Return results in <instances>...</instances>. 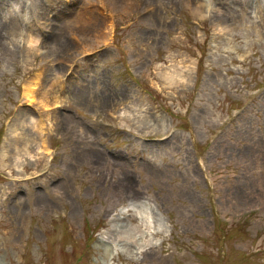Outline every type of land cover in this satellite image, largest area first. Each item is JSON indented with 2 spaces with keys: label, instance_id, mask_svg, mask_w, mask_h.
<instances>
[{
  "label": "rangeland",
  "instance_id": "rangeland-1",
  "mask_svg": "<svg viewBox=\"0 0 264 264\" xmlns=\"http://www.w3.org/2000/svg\"><path fill=\"white\" fill-rule=\"evenodd\" d=\"M1 10L0 264H264V0Z\"/></svg>",
  "mask_w": 264,
  "mask_h": 264
},
{
  "label": "bare ground",
  "instance_id": "bare-ground-1",
  "mask_svg": "<svg viewBox=\"0 0 264 264\" xmlns=\"http://www.w3.org/2000/svg\"><path fill=\"white\" fill-rule=\"evenodd\" d=\"M0 15H2V16H7V14H6V12H4L3 10H1L0 11ZM21 32V31H20ZM28 36V44H30V43H32V38H30V36L29 35H27ZM30 42V43H29ZM175 74L176 73H174V72H165L162 76H163V78L168 82V81H173V79L176 77L175 76ZM25 95L26 96H31L32 97V95H33V91L31 90V88H29V87H27L26 88V92H25ZM124 113H127V112H125V111H123ZM129 114V113H128ZM130 115H132V114H130ZM133 116V115H132ZM28 125L30 124L31 125V127L33 128V129H35L36 127H37V125H36V122L33 120V118H30V120L28 121V123H27Z\"/></svg>",
  "mask_w": 264,
  "mask_h": 264
}]
</instances>
